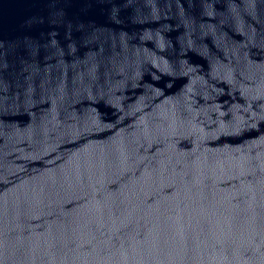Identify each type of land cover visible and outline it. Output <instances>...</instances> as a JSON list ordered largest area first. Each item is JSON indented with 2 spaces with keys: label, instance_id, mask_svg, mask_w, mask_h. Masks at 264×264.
I'll use <instances>...</instances> for the list:
<instances>
[{
  "label": "water",
  "instance_id": "obj_1",
  "mask_svg": "<svg viewBox=\"0 0 264 264\" xmlns=\"http://www.w3.org/2000/svg\"><path fill=\"white\" fill-rule=\"evenodd\" d=\"M0 264H264V0L0 32Z\"/></svg>",
  "mask_w": 264,
  "mask_h": 264
}]
</instances>
